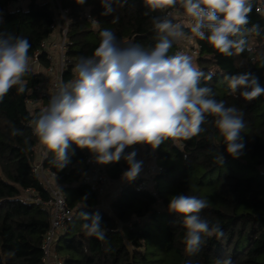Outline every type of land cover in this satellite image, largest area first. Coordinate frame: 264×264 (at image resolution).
<instances>
[{
	"label": "trees",
	"instance_id": "1",
	"mask_svg": "<svg viewBox=\"0 0 264 264\" xmlns=\"http://www.w3.org/2000/svg\"><path fill=\"white\" fill-rule=\"evenodd\" d=\"M58 6L67 10L68 19L64 82L75 78V63L79 57L93 54L100 43L99 33L105 28L121 43L139 44L146 50L158 41L151 17L162 13L145 16L144 0H116L115 11L108 16L102 15L100 0H85L82 5L76 0H0V32L27 38L29 58L38 50L40 64L47 67V51L41 44L55 33ZM87 12L96 23L86 18ZM255 23L264 28V17L254 7L249 27ZM248 39L251 51L226 57L206 40L193 38L199 49L193 58L195 65L206 75L212 74L211 80L202 79L200 86L211 88L215 99L244 114V147L238 158L226 152L214 118L208 116L205 131L180 141L182 149L171 139L153 148V165L158 170L123 181L105 211L97 206L99 197L79 181L78 165L87 150L71 145L70 162L63 169L51 162L54 154L46 152L42 168L54 174V183L70 210L54 247L62 264H216L217 259L228 257L233 264H264V95L245 100L238 92L232 93L224 79L251 72L264 87V33ZM175 53L173 43L168 54ZM45 78L43 72L30 69L23 77L26 90L20 93L14 86L0 101V264H43L41 245L51 209L45 203L48 189L41 176L32 171L39 141L31 121L47 107L48 98H42L40 107H31L27 101L36 97L35 86ZM13 128L21 134L13 136ZM143 146L150 150L151 146ZM218 154L224 156L223 165L216 160ZM102 165L113 181L128 169L123 159ZM142 181L145 184L140 186ZM27 189L39 200H25ZM181 193L207 200L201 217L210 226L218 224L224 233L220 238L202 235L205 243L191 255L183 243V217L168 210L170 198ZM81 212L99 213L105 240L85 235L82 225L86 221Z\"/></svg>",
	"mask_w": 264,
	"mask_h": 264
},
{
	"label": "clouds",
	"instance_id": "2",
	"mask_svg": "<svg viewBox=\"0 0 264 264\" xmlns=\"http://www.w3.org/2000/svg\"><path fill=\"white\" fill-rule=\"evenodd\" d=\"M76 2L82 5L85 0ZM114 2L100 0L102 15L115 11ZM144 5L145 16L163 13L151 17L159 37L154 47L146 50L139 44H124L112 30H101L93 54L81 56L75 63V78L60 81L47 107L32 119L33 134L54 154L51 162L59 169L70 162L69 149L74 144L88 150L99 164L123 159L128 165L123 177L132 181L140 173L142 161L135 159V150L125 153L126 148L148 145L155 149L171 139L182 149L180 141L205 131L208 116L214 118L226 152L233 158L241 154L243 112L235 106L226 107L214 98L211 88L200 86L201 80H211L212 74L201 71L192 56L181 51L168 53L173 43L193 38L206 40L226 57L251 51L249 36L259 37L264 28L259 23L249 27L250 13L255 7L264 17V0L258 5L257 0H144ZM30 47L27 38L0 32V101L14 86L20 93L26 90L23 77L30 70ZM224 79L230 91L245 100L264 95V87L251 72ZM11 134L21 133L13 128ZM216 160L223 165L224 156L218 154ZM207 207V200L183 193L169 200V212L183 217V243L190 255L198 253L205 243L202 235H224L218 224L210 226L201 217ZM80 215L86 221L82 225L85 235L105 240L99 213ZM216 264L233 261L228 257L217 259Z\"/></svg>",
	"mask_w": 264,
	"mask_h": 264
},
{
	"label": "built area",
	"instance_id": "3",
	"mask_svg": "<svg viewBox=\"0 0 264 264\" xmlns=\"http://www.w3.org/2000/svg\"><path fill=\"white\" fill-rule=\"evenodd\" d=\"M22 0H18L20 3ZM67 10L58 6L56 11L57 25L56 30L58 34L52 35L48 42L42 43V48L47 51L48 66L42 67L39 62L40 52L37 50L34 52L30 58L29 67L35 73L43 72L45 75V80L38 86H35L36 97L28 100V104L31 107L39 106L41 100L44 96L50 98L52 94L56 91V86L60 81H63V74L68 61L66 50L69 44L67 39ZM163 15V13H162ZM86 18L92 22L95 20L88 12L86 13ZM96 21V20H95ZM59 23H63L61 26ZM58 28V30H57ZM181 51L195 58L198 55V46L193 39L181 41L176 43V52ZM150 149H153L150 147ZM47 149L44 147L41 152V157L38 162L33 163L32 171L39 174L43 180L44 185L48 189L49 197L45 202L47 206L51 209L50 223L49 227L43 237L41 248L43 250V264H62V260L58 257L55 251V242L58 233L65 229L66 219L70 214V210L67 207L65 196L60 188L53 184L55 176L49 171H45L42 168V160L45 157ZM128 153V151L126 152ZM153 158H155L153 154ZM81 174L79 176V181L87 185L92 192L96 195H102L108 183L111 181L110 178L104 171L103 165L96 163L93 155L86 152L85 158L82 163L78 165ZM158 168L151 164L146 166V176L150 172H154ZM122 174L120 175V177ZM119 177V178H120ZM118 178V179H119ZM145 181L140 182V186H143ZM25 200H39L35 196L33 190L27 189L24 193Z\"/></svg>",
	"mask_w": 264,
	"mask_h": 264
},
{
	"label": "crops",
	"instance_id": "4",
	"mask_svg": "<svg viewBox=\"0 0 264 264\" xmlns=\"http://www.w3.org/2000/svg\"><path fill=\"white\" fill-rule=\"evenodd\" d=\"M57 30H58V28H57ZM56 34H58V33L55 32V33L53 34V35H55L54 38H56ZM47 98H48V97H47ZM48 100H49V98H48ZM37 107H40V105L37 106ZM43 149H44V146H43L40 142H38V144H37L36 147H35L34 162L39 161V159H40V157H41V152L43 151ZM129 151L131 152V151H133V150H129ZM146 152H147L146 155L148 156V151H146ZM144 156H145V155H142V157L139 159V158H137V157H138V154H137L136 157H135L136 160H138V161H142L141 171H140V173L138 174V176H146V166H145V165H146L147 163L145 164L144 162L147 161V160H146V158H145ZM125 171H126V170H125ZM125 171H124V172H125ZM124 172H123V173H124ZM125 180H127V179L124 178V177H123V174H122V176H121L119 179L114 180V181L111 180V181L108 183L105 192H104L102 195H97V196L99 197L98 204H97L98 208H100V209H102V210H105V211L108 210V204H109V201L112 199V197L114 196V194L117 192V190L119 189L121 183H122L123 181H125ZM113 189H114V192H112Z\"/></svg>",
	"mask_w": 264,
	"mask_h": 264
},
{
	"label": "rangeland",
	"instance_id": "5",
	"mask_svg": "<svg viewBox=\"0 0 264 264\" xmlns=\"http://www.w3.org/2000/svg\"><path fill=\"white\" fill-rule=\"evenodd\" d=\"M58 18H60V16H57ZM61 26H63L62 24L63 23H59ZM74 79V78H73ZM129 150H135L136 151V153L138 154V157L137 158H141L142 157V155H145L144 157L146 158V160L147 161H145L144 163L146 164L145 166H147V165H151V164H153L154 163V161H153V159H152V153H153V150L152 149H150V150H148V156L146 155L147 154V150L145 149V147L143 146V145H135V146H132V147H130V148H128ZM130 152V151H129ZM36 162H38V161H36ZM36 162H33V163H36ZM53 184L54 185H56L54 182H53ZM112 192H114V189H113V191Z\"/></svg>",
	"mask_w": 264,
	"mask_h": 264
}]
</instances>
